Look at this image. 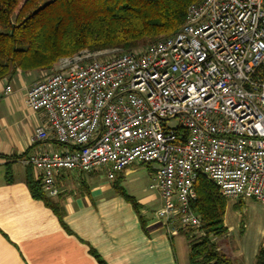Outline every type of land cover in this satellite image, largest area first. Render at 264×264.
<instances>
[{"label": "built area", "instance_id": "2783aa9c", "mask_svg": "<svg viewBox=\"0 0 264 264\" xmlns=\"http://www.w3.org/2000/svg\"><path fill=\"white\" fill-rule=\"evenodd\" d=\"M26 101L45 117L33 141L62 147L22 161L49 198L62 173L104 170L114 182L146 164L171 236L202 225L199 176L227 202L264 205V0H200L171 37L62 58Z\"/></svg>", "mask_w": 264, "mask_h": 264}, {"label": "crops", "instance_id": "0c3cea01", "mask_svg": "<svg viewBox=\"0 0 264 264\" xmlns=\"http://www.w3.org/2000/svg\"><path fill=\"white\" fill-rule=\"evenodd\" d=\"M49 72L18 71L0 81V264H189L185 235L179 231L171 236L156 219L151 208L156 196L137 190L136 167L119 173L112 183L96 174L62 173L57 178L59 196L50 198L58 214L32 197L26 184L29 166L22 161L43 150H62L52 139L33 141L45 117L31 111L26 101L28 90ZM116 183L141 205L139 212L117 194ZM238 202L227 205L229 234L238 227ZM242 202L254 248L238 245L235 254L244 264H254L264 242V205ZM176 239L183 241V252Z\"/></svg>", "mask_w": 264, "mask_h": 264}, {"label": "trees", "instance_id": "16d2710c", "mask_svg": "<svg viewBox=\"0 0 264 264\" xmlns=\"http://www.w3.org/2000/svg\"><path fill=\"white\" fill-rule=\"evenodd\" d=\"M199 1L0 0V81L18 71H50L61 58L82 51L129 52L171 37L184 25L189 6ZM26 184L34 199L58 214L57 204L44 193L32 167L27 169ZM114 188L140 211L141 205L119 183ZM195 192L192 207L202 225L197 230L180 229L187 240L189 264H244L235 253L224 250L231 246L224 220L228 202L219 188L199 176ZM243 207L241 200L235 206L241 219L240 237L245 229ZM254 264H264V242Z\"/></svg>", "mask_w": 264, "mask_h": 264}, {"label": "rangeland", "instance_id": "374dc122", "mask_svg": "<svg viewBox=\"0 0 264 264\" xmlns=\"http://www.w3.org/2000/svg\"><path fill=\"white\" fill-rule=\"evenodd\" d=\"M82 52H85V51H82ZM70 57H72V56H70ZM64 58H66V57H64ZM59 61H58V63H59ZM56 65H55V67H56ZM52 70H54V69H52ZM52 70H50V72ZM130 167H136L138 169V177H139V179L137 180V184H136L137 187H138L137 190L142 191L143 189H146L147 190V193L146 194H150V195L154 194L156 196L155 197V201L156 202H154L152 204L151 208H153V211H158L163 206V200H162V197H161L160 193L156 189H152L151 188V186L155 184V180H154V169L157 166L156 165H152L151 166V165L142 164V165H133V166H130ZM91 174H96V177L98 179H100L101 181H105L107 183H112V182H110L108 180L107 175H106V172L104 170H99V171H97L95 173H91ZM87 175H90V174H87ZM117 176H118V174H117ZM156 219H158V218L156 217ZM159 221H160V223H163L162 220L159 219ZM240 221H241V219L237 215V224H238L237 230H235L234 232H232L231 234H229V237H228V239H229L228 241H230V244L229 245H231V246H229V247L226 246L225 247L224 246V242L220 243L221 246L225 247L224 250L226 252H228V253L229 252L235 253L236 247L238 245L240 247L241 246H243V247L249 246L250 249H251V247L254 248V245H253V243H254V241H253V235H251V234L248 235L247 234L248 233V225H249L248 215L245 214V216L243 217V221H244V225H245L244 231L246 230V234H245V236L243 238L240 237V233H239L240 232V224H241ZM160 225H162V224H160ZM239 240H240V242H239ZM176 245H177V248L179 250L181 249V251H182V248L184 247L183 241L180 240V239H176ZM187 253H189V250L187 251ZM181 255L183 256V255H185V253H183ZM247 256H248V260H250V256H251L250 251H247Z\"/></svg>", "mask_w": 264, "mask_h": 264}]
</instances>
